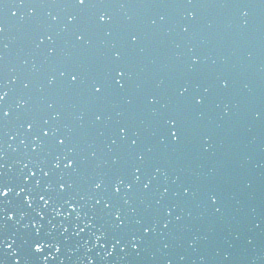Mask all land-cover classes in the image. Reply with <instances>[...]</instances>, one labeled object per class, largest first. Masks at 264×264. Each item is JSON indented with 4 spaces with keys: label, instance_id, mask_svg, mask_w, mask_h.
Here are the masks:
<instances>
[{
    "label": "water",
    "instance_id": "1",
    "mask_svg": "<svg viewBox=\"0 0 264 264\" xmlns=\"http://www.w3.org/2000/svg\"><path fill=\"white\" fill-rule=\"evenodd\" d=\"M58 1L65 9L64 0ZM101 4V0H86V6L80 8L76 3L70 20L64 19L71 24L68 27L58 22V26L29 33L32 27L23 20L31 12L28 2L19 6L15 15L11 14L13 5L2 11L0 25L4 22L8 27L0 33V39L7 36L6 48L0 52V158L8 166L16 164L23 148L27 152L32 148L24 132L29 128L27 121L33 124L38 115H53L57 124L47 121V128L42 129L55 135L68 109L78 107L82 122L90 124L84 139L70 138L79 125L69 127L65 138L75 147L69 159L75 164L82 157L80 167L91 178L87 185L95 190L81 208L97 218L92 207L108 204L111 220L103 232L105 239L129 240L128 245L135 248L131 261L122 264H201L196 261L198 252L189 250L207 245L214 246V260L219 264H264V181L258 176L256 181L254 176L263 166L262 159L256 157L264 151V122L260 128L251 119L240 123L252 105L264 115V11L260 13L256 7L259 0H204V6L184 10L168 3L153 10L146 25L142 21L134 25L128 20L114 22ZM22 26V32L17 33ZM118 39L121 45L110 49ZM20 58L26 71L13 73L18 84L15 93L17 87L1 85ZM129 66L145 78L140 98L127 79L122 90H115L97 110L90 111L83 103L90 86L113 75L119 83L124 81L121 69ZM72 75L77 80L73 81ZM244 76L262 91V98L249 97L253 88L246 89L240 82ZM153 92L158 100L148 120ZM144 104L148 109L140 111ZM40 148L33 147L29 153L35 155ZM95 151L106 159L96 170L98 174H93L91 167ZM109 156L120 161L112 171L107 167ZM239 167L246 171L241 174ZM106 174L120 186L115 196H122L126 211L113 205ZM71 176L75 179L76 172ZM160 179L172 186L167 194L154 183ZM67 185L64 172L45 173L31 180L28 201L22 191L14 205H3L8 214L3 224L0 222V232L10 231L14 241L9 252L2 253L0 245V264H47L42 247L35 250L37 241L30 242L20 234L28 226L38 230V238L60 244L59 259L50 264H77L73 253L78 257L91 251L87 244L92 238L86 227L73 233V216H57L40 199L43 196L57 204ZM194 188L199 193L192 196ZM211 194L215 206L204 199ZM232 196L238 197V204L231 217ZM225 197L228 203L220 217L218 207ZM145 226L149 232L144 231ZM128 227L127 236H116L117 230ZM256 240L259 246L254 248ZM222 241L232 243L233 249L216 246Z\"/></svg>",
    "mask_w": 264,
    "mask_h": 264
},
{
    "label": "snow or ice",
    "instance_id": "2",
    "mask_svg": "<svg viewBox=\"0 0 264 264\" xmlns=\"http://www.w3.org/2000/svg\"><path fill=\"white\" fill-rule=\"evenodd\" d=\"M77 6L80 7V8H84V7L86 6V5H85V0H77ZM11 14H12V15H15L14 12H11ZM99 19H100V20H103V19H104V16L101 15V16L99 17ZM80 38H81L80 36H77V39H80ZM135 38H136L135 36H132V39H133V40H134ZM72 80H73V81L77 80V76H76V75H72ZM25 87H27V85H25ZM101 88H102V85H99V84H93V85H92V91L95 92V93H100V92H101ZM196 102L199 103V100H197ZM4 115L7 116V113H5ZM97 119H99V117H97ZM27 123H28V127H29V128H32V127H33V124H32L31 121H27ZM45 124H47V121H45ZM41 133H42V135H44V136H47V135H48V131L45 130V129H42V130H41ZM175 135H176V134L173 132V133H172V136L175 137ZM58 142L61 143V144L64 143L63 139H60ZM132 142L135 143V141H132ZM67 166H68V167L71 166V161H69V163H68ZM33 175H35V173H33ZM137 179H139V177H137ZM63 187H64V185L62 184V185H61V188H63ZM96 187L99 188L100 185H99V184H96ZM144 187L147 188V187H148V184H147V183L144 184ZM9 191H10V189L8 188L7 184L3 185V187H0V196H5V197L8 196ZM115 191H116V192H119V191H120V188H119V187H116ZM40 199H41V200H44V197L41 196ZM45 203H47V201H45ZM96 203H97V204H100V203H101V200L97 199V200H96ZM104 207L107 208V207H108V204H104ZM117 219H120V217L117 216ZM165 226H166V225H165ZM144 231H145V232H149V231H150V228H148L147 226H145V227H144ZM8 247H11V245H8ZM35 250H36L37 252L41 250V245H40V242H39V241L35 242Z\"/></svg>",
    "mask_w": 264,
    "mask_h": 264
}]
</instances>
